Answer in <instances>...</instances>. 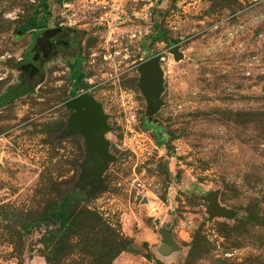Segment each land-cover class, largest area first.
Listing matches in <instances>:
<instances>
[{
	"label": "rangeland",
	"instance_id": "374dc122",
	"mask_svg": "<svg viewBox=\"0 0 264 264\" xmlns=\"http://www.w3.org/2000/svg\"><path fill=\"white\" fill-rule=\"evenodd\" d=\"M57 26L62 41L26 68ZM155 53L148 122L137 65ZM76 59V93L107 115L102 186L79 183L84 138L62 134ZM148 251L264 264V0H0V264H153Z\"/></svg>",
	"mask_w": 264,
	"mask_h": 264
},
{
	"label": "water",
	"instance_id": "95a60500",
	"mask_svg": "<svg viewBox=\"0 0 264 264\" xmlns=\"http://www.w3.org/2000/svg\"><path fill=\"white\" fill-rule=\"evenodd\" d=\"M60 30L59 26L44 29L35 37L32 50H35L36 53L42 52L43 59L48 58L52 51L50 39ZM170 52L173 53L174 59L182 57L176 46H172ZM160 59V53H155L137 65L138 85L146 100L145 115L148 122L162 103L160 94L163 89V72ZM65 107L70 109L71 113L67 120L66 130L62 134L69 135L76 131L80 132L84 138L86 162L92 164V169L80 179L79 183L95 180L99 186H102V172L106 168V163L113 159L108 151V140L104 137V132L108 130L107 115L104 113L101 103L89 92H81L72 96L66 101ZM206 201L208 203L207 210L210 214L216 215L221 212L214 192L206 194ZM161 234L163 245H168L166 242L171 241L170 233L162 230Z\"/></svg>",
	"mask_w": 264,
	"mask_h": 264
},
{
	"label": "trees",
	"instance_id": "16d2710c",
	"mask_svg": "<svg viewBox=\"0 0 264 264\" xmlns=\"http://www.w3.org/2000/svg\"><path fill=\"white\" fill-rule=\"evenodd\" d=\"M78 64H79V61H78V59H76L72 64H71V66H72V74H71V77L74 79V90L72 91V96H74V95H76L77 93H76V88L78 87V84H79V82H80V79H81V77H82V72H81V70L79 69V67H78ZM71 195V194H70ZM75 196V195H74ZM65 203H66V197L63 199V201L60 203V206L61 207H63L64 205H65ZM67 220H68V216L66 215H63L61 218H59V221L60 222H62V223H67ZM127 245V244H126ZM126 245H124L123 244V246H122V248H121V250L120 251H118L115 255H114V257H116L121 251H124L125 249V247H126ZM125 246V247H124ZM110 250L111 251H113V248H110ZM141 255H143V256H145L146 257V259L148 260V261H152L153 262V264H166V263H164L163 261H161L160 259H158V258H156L151 252H147L145 255L144 254H142V253H140ZM113 257V258H114Z\"/></svg>",
	"mask_w": 264,
	"mask_h": 264
},
{
	"label": "flooded vegetation",
	"instance_id": "af4514ba",
	"mask_svg": "<svg viewBox=\"0 0 264 264\" xmlns=\"http://www.w3.org/2000/svg\"><path fill=\"white\" fill-rule=\"evenodd\" d=\"M63 29H61L59 32H57L50 40L52 41V51L51 53L54 51V48H55V44H58L60 43L62 40L59 38V35L62 33ZM42 32V31H41ZM40 32V33H41ZM44 60L43 57H42V52H37L35 50H32L30 51V59H29V62H28V67L26 68H29V67H32L31 64L35 65V66H38V64H40V62ZM92 169V164L91 163H88V165L86 166V171H90Z\"/></svg>",
	"mask_w": 264,
	"mask_h": 264
},
{
	"label": "crops",
	"instance_id": "0c3cea01",
	"mask_svg": "<svg viewBox=\"0 0 264 264\" xmlns=\"http://www.w3.org/2000/svg\"><path fill=\"white\" fill-rule=\"evenodd\" d=\"M135 241H136V239H135ZM160 249V248H159ZM159 249H156L157 251L159 250ZM156 251V254H157V256H158V258H160V259H166V260H168V259H170L171 258V254H170V252H168V251H166V250H160V251H158L157 252ZM122 253H126V252H122ZM127 254V253H126ZM163 261H165V260H163ZM30 262L32 263V264H46L43 260H41V258L40 257H38V256H34L31 260H30Z\"/></svg>",
	"mask_w": 264,
	"mask_h": 264
}]
</instances>
